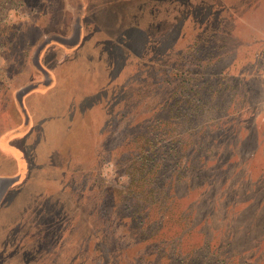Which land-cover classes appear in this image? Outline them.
<instances>
[{"label": "rangeland", "instance_id": "374dc122", "mask_svg": "<svg viewBox=\"0 0 264 264\" xmlns=\"http://www.w3.org/2000/svg\"><path fill=\"white\" fill-rule=\"evenodd\" d=\"M53 1L0 0V264H264V0H97L95 88L26 108Z\"/></svg>", "mask_w": 264, "mask_h": 264}, {"label": "crops", "instance_id": "0c3cea01", "mask_svg": "<svg viewBox=\"0 0 264 264\" xmlns=\"http://www.w3.org/2000/svg\"><path fill=\"white\" fill-rule=\"evenodd\" d=\"M91 2L92 4L89 7L86 4L71 5L66 4V0H54L53 4L30 6L27 15L21 12L20 17L23 20V25L27 29L32 28L36 31L34 37L31 39L27 37L26 40H31L27 45L28 47L36 45L39 40L43 42L45 39L50 38L49 42L41 48L38 54L37 49L42 42L37 45L36 52H34L37 56L36 68L40 70L42 76L50 77L52 80L48 84L49 86H44L45 90L41 91V94H37L38 89L37 91L23 94L21 101L26 108L29 105V98L34 97L40 100L39 97H47L48 99L53 97V91L55 92L59 89L63 91L60 92L56 99L64 100L63 104H67L68 102L75 103L79 97L81 98L80 94L82 92L86 93L87 90L91 92L95 88L93 84L90 85L88 84L89 82H83L84 76L80 75V73H85L86 71L80 68V61H84L83 57L91 61L102 59V40L98 38V35L104 29L96 28L99 26L102 17L98 13L93 14V11L99 7V2L97 0H92ZM72 9L73 11L71 12ZM65 10L71 13V17L65 25H61V21L65 19ZM100 25L104 27L102 23ZM58 38L61 40H58ZM99 40L100 44L98 45ZM50 51L55 52V63L52 65L47 63ZM95 57L96 60L92 59ZM86 67L89 66L87 65ZM83 84L86 85L82 86ZM51 99L53 100V98Z\"/></svg>", "mask_w": 264, "mask_h": 264}, {"label": "water", "instance_id": "95a60500", "mask_svg": "<svg viewBox=\"0 0 264 264\" xmlns=\"http://www.w3.org/2000/svg\"><path fill=\"white\" fill-rule=\"evenodd\" d=\"M50 38L45 39L42 44H40V46L37 49V54L38 52L41 50V48L47 43L49 42ZM58 40H61L58 38ZM37 60V56L35 57V62ZM16 179H11V178H0V199L1 197L5 194L6 190L13 184V182Z\"/></svg>", "mask_w": 264, "mask_h": 264}]
</instances>
